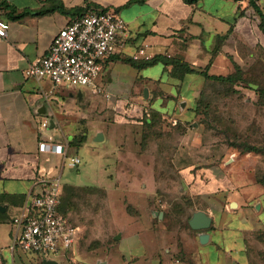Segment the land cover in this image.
<instances>
[{"label":"crops","instance_id":"0c3cea01","mask_svg":"<svg viewBox=\"0 0 264 264\" xmlns=\"http://www.w3.org/2000/svg\"><path fill=\"white\" fill-rule=\"evenodd\" d=\"M256 3L264 14V0ZM90 10L115 12L129 30L99 80L109 97L97 100L83 87L53 88L48 79L27 78L25 70L47 54L56 34ZM22 11L30 13L16 18ZM0 18L10 22L7 37L0 40V264H43L40 255L13 247V218L41 191L39 175L59 178L62 197L65 186L79 187L61 176L66 165L76 167L69 158L78 156L95 122L142 123L149 109L162 119L189 120L205 84L213 81L206 71L228 76L238 67L264 69L262 16L250 0H0ZM145 41L159 60L138 67L130 59ZM40 142L62 144L65 154L40 151ZM243 159H235L233 167L226 166L230 159L182 166L184 192L193 200L188 223L174 225L172 249L151 247L138 255L121 249L124 264H264V185L252 182ZM153 173L148 176L155 192ZM197 212L212 219L207 230L191 228ZM202 233L209 235L205 243Z\"/></svg>","mask_w":264,"mask_h":264},{"label":"rangeland","instance_id":"374dc122","mask_svg":"<svg viewBox=\"0 0 264 264\" xmlns=\"http://www.w3.org/2000/svg\"><path fill=\"white\" fill-rule=\"evenodd\" d=\"M82 90L103 99L89 88ZM262 100L245 82L210 81L202 92L201 112L189 120L162 119L154 125L134 120L122 126L111 119L95 122L78 148L81 163L66 165L61 176L64 183L80 187L73 197L64 191L61 198L63 211L78 227L72 254L80 264H124L125 248L129 255L157 246L172 249L174 225H186L193 205L182 181L181 168L188 163L198 168L230 159L226 166L233 167L235 159L244 157L241 165L252 182L264 185V151H243L248 143L264 147ZM99 134L104 138L97 140ZM150 171L158 183L155 192ZM156 211L164 213L162 218Z\"/></svg>","mask_w":264,"mask_h":264},{"label":"built area","instance_id":"2783aa9c","mask_svg":"<svg viewBox=\"0 0 264 264\" xmlns=\"http://www.w3.org/2000/svg\"><path fill=\"white\" fill-rule=\"evenodd\" d=\"M10 22L0 18V40L7 37ZM125 21L112 11L90 10L73 17L53 38L47 54L26 70L27 78L48 79L53 88L86 87L109 97L99 80L105 61L129 37ZM150 44L143 42L132 54L134 61L151 60ZM48 120L42 122L47 126ZM40 151L65 154L64 145L40 142ZM72 166L79 156L69 158ZM41 191L31 195L13 218V247L38 254L60 264H80L72 254L78 227L61 211L62 183L57 177L39 175Z\"/></svg>","mask_w":264,"mask_h":264},{"label":"trees","instance_id":"16d2710c","mask_svg":"<svg viewBox=\"0 0 264 264\" xmlns=\"http://www.w3.org/2000/svg\"><path fill=\"white\" fill-rule=\"evenodd\" d=\"M190 3L196 2L198 0H187ZM250 4L259 12L261 13L262 16V22L260 24L262 31L264 32V14L261 12L259 6L256 3V0H250ZM14 10V8H13ZM30 13L29 11H22L19 12L15 15L16 18H20L26 14ZM81 15V14H79ZM157 60H159V58L157 57H153L151 60H146L144 62H135L132 58L130 59V61H132L134 63V65H137L138 67H142L144 65L147 64H152L154 62H156ZM166 64L171 63V60H163ZM173 63V62H172ZM174 65L175 66H180L182 68H184L185 72H191L192 69L190 68V66L185 63L182 62L180 60H174ZM205 76L206 78L213 80L215 82H222L225 84H233L235 85L236 83H241V82H245L246 84H248L253 90H255L257 93H259L260 96L263 97V103H264V87H260V85H264V69H248V70H242L240 67H238L236 69V71L228 76H221V75H210L208 74V72H205ZM254 82V83H250V82ZM201 99L199 100V102L197 103V107H196V112L200 113L201 112ZM142 120V123L144 124H148V125H154L157 124L159 121H162V117L158 116L157 113L155 111H153L152 109L147 110V112L144 114V116H142L140 118ZM244 146H246L245 148H243V151L245 152H251V151H255V152H261L264 151V147H258L255 145H251V144H245ZM80 187L77 186H70L67 185L65 186V193H70V196L73 197V193L75 190H77ZM90 189H95L94 187L89 186ZM61 211L67 215L61 206ZM188 223V222H187ZM188 225V224H187Z\"/></svg>","mask_w":264,"mask_h":264},{"label":"water","instance_id":"95a60500","mask_svg":"<svg viewBox=\"0 0 264 264\" xmlns=\"http://www.w3.org/2000/svg\"><path fill=\"white\" fill-rule=\"evenodd\" d=\"M145 96H148V91L145 90ZM103 138L102 134H99L97 140H101ZM160 218L163 216V212H159ZM212 219L204 212H197L193 215L190 219L189 224L192 229L194 230H207L211 225ZM209 235L207 233H202L200 239L203 243L208 240ZM43 264H60L59 261L55 259H45ZM99 264H107L105 262Z\"/></svg>","mask_w":264,"mask_h":264}]
</instances>
